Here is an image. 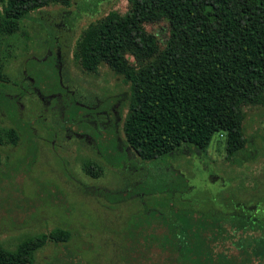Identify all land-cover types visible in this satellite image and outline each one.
<instances>
[{"label":"rangeland","instance_id":"1","mask_svg":"<svg viewBox=\"0 0 264 264\" xmlns=\"http://www.w3.org/2000/svg\"><path fill=\"white\" fill-rule=\"evenodd\" d=\"M126 9L125 0L43 6L18 32L0 38V245L11 250L55 228L70 233L65 242L38 248L36 264L158 263L159 256H135L127 248L132 224L144 211L170 215L224 204L247 212L263 204L264 106L245 108L247 142L233 158L226 157L219 133L202 151L182 146L156 161L141 160L126 146L121 124L128 85L104 64L85 72L74 51L89 22ZM48 57L55 82L37 77L29 64L47 68ZM98 142L112 144L113 162ZM86 162L96 164L99 175L87 174Z\"/></svg>","mask_w":264,"mask_h":264},{"label":"trees","instance_id":"2","mask_svg":"<svg viewBox=\"0 0 264 264\" xmlns=\"http://www.w3.org/2000/svg\"><path fill=\"white\" fill-rule=\"evenodd\" d=\"M71 1L0 0V38L18 32L31 11ZM125 1L124 13L109 10L82 28L74 51L85 72L104 64L128 85L121 124L126 146L139 159L156 161L182 146L202 151L219 133L226 157L242 153L245 108L264 106V0ZM3 55L0 46V80ZM50 58L47 68L29 64L37 77L55 82ZM15 136L11 129L10 140ZM103 144L97 143L101 154L113 162L112 144ZM83 169L100 173L92 162ZM262 200L247 212L224 204L170 215L144 211L132 224L127 248L135 256H159L153 264H264V195ZM69 237L55 228L11 250L0 245V264H36L38 248Z\"/></svg>","mask_w":264,"mask_h":264}]
</instances>
